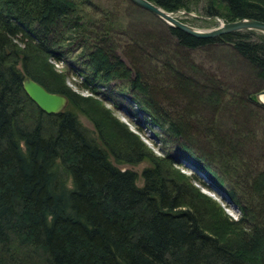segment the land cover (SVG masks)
I'll use <instances>...</instances> for the list:
<instances>
[{
	"label": "trees",
	"instance_id": "trees-1",
	"mask_svg": "<svg viewBox=\"0 0 264 264\" xmlns=\"http://www.w3.org/2000/svg\"><path fill=\"white\" fill-rule=\"evenodd\" d=\"M82 1L0 0V264H264V105L256 101L257 91H230L182 52L228 45L264 82V34L244 30L197 38L167 25L181 60L174 65L169 58L151 69L178 94L168 99L171 104L173 98L185 102L169 109L136 66L145 61L142 52L126 63L117 53L129 57L133 49L115 53L116 41L107 38L115 25L107 13L97 22L81 14ZM149 1L169 12L190 11L197 2ZM205 14L226 22H264V0H208ZM150 45L158 55L162 46ZM70 47L85 58L79 86L96 93L112 79L124 82L129 102L159 126L176 153L156 155L99 100L67 88L47 58L59 60ZM187 66L192 74L184 72ZM24 76L64 94L67 106L90 119L101 145L69 107L55 114L39 110L22 90ZM198 95L208 99L210 116L205 106L193 109ZM223 96L241 120L229 131L215 117ZM251 118L260 124L255 155L253 147L242 148L255 143ZM244 157L253 174L238 169ZM109 158L128 164L149 160L141 171L143 184L137 185L136 172ZM184 163L213 186L231 182L225 194L239 208V219L194 185L212 190L198 174L187 176L175 167ZM238 190L248 192L242 196L247 202Z\"/></svg>",
	"mask_w": 264,
	"mask_h": 264
},
{
	"label": "rangeland",
	"instance_id": "rangeland-1",
	"mask_svg": "<svg viewBox=\"0 0 264 264\" xmlns=\"http://www.w3.org/2000/svg\"><path fill=\"white\" fill-rule=\"evenodd\" d=\"M207 3L208 0H197L196 3H190L191 10L187 11L189 13H185L183 12L184 10H180L176 12V17L178 19L180 18V21L198 29H210L218 26L221 22H226L219 17H207L205 14V7ZM79 9L81 14L92 17V21L94 22H97L99 19L102 20L103 13H107L108 15H105V17L109 18V23L115 25L113 34L110 33V35L107 36V38H114V41H116V48L114 49L115 53H117V51L119 52V50L127 51L128 49H133V53L129 54V57L124 52L117 53L122 56V59H124L126 63L129 62L133 64V61L136 57L135 55H139L141 54L140 52H142L143 61H145H141V63L138 64L136 63V66L145 72L149 87L151 86L152 89L154 88L155 91H158L157 98L160 100L162 105L169 107V109H180L184 105L185 102H183L182 99H178V102H176L173 98V102L175 101V103L172 102L173 105L170 103L172 99L170 101L168 99L178 96V94H176L175 91L173 92L170 87V83L167 80L161 81V78L155 76L151 69L152 66L160 67L161 63L169 58L170 62L174 63V65H178L181 60V52L179 49H177L175 39L168 34L166 27L167 24L165 22L149 11L133 4L129 0H84L82 1V4H80ZM92 30H95V28H91V31ZM149 35L153 36V38L146 39V36L148 37ZM160 38L162 40H160ZM133 41H135L136 45L131 48ZM153 42L156 43V46H162L159 47L160 53L158 55L154 53L153 47L150 45V43ZM69 49V52L62 55L59 60L47 58V63L51 64L53 70L64 76L63 84L67 88L79 96L92 97L99 100L103 107L107 108L119 122L121 121V123H124L128 130L136 134L140 140L156 155L164 156L167 153H176L174 145L165 140L163 131L159 128V126L153 124L151 120L147 119L143 112L137 110L139 109L138 106H135L133 103L131 104L129 102L128 99H130L129 97L131 95L126 91V85L124 82L112 79L105 86L96 87V93H92L84 88H81L79 85L84 73L81 72L87 70L86 65L84 66L82 64L85 58L78 56L79 50L77 48L70 47ZM182 52H184V54L194 64L202 67L206 73H210L219 78L222 84L227 86L232 92L234 91L239 93L246 86L250 91L253 92H259L264 88V82L253 77L249 64L228 45H206L193 50L185 49L182 50ZM154 58H158V60L156 61ZM186 65L181 64L182 67ZM183 70L187 74H192V71L188 66L184 67ZM193 77L195 80L200 81V78L195 76ZM201 92L202 90H200V93ZM237 98L238 96H231V99ZM225 101L226 96H223V100H221L220 105L221 108L218 107V113L215 117L218 118L220 116L218 118L219 123L225 128L226 131H229L230 129L234 128L236 124H241V120L234 117L235 112L233 111V107L235 104L229 103L226 105V103H224ZM206 102H208V99L204 95H201V98L198 95L193 109H198L200 106H205V108H203L204 115L210 116L208 113H206L209 111ZM67 104L68 103H66V106ZM67 107H69V109L75 113L78 122L85 129L86 134L97 144L101 145L97 137L98 132L94 128L90 119L81 112L77 111L75 108L70 106ZM251 111L256 113L252 109ZM257 115L260 117L259 114ZM258 119L259 118H251L249 121V123H252V133H254L253 141L255 143L242 145V148L244 149H249V146L253 147L254 149H251L254 155L257 153V151H259L256 148L258 147L257 143H259V135H256L255 131L260 125L259 121H257ZM201 127L205 129L207 126L202 123ZM201 127L200 129H197L198 131L202 132ZM199 140L203 142V139L199 138ZM109 159L115 166L122 170L129 169L136 172V183L138 186L143 184V180L141 178L142 169L151 165L150 161L145 159L136 164L118 163L112 160V158ZM241 161V164L239 163V168L237 163H234L233 166L241 169V172L243 173L250 172L253 174L254 169L253 167H250L251 165H247V158L244 157ZM245 161L247 163H245ZM175 167H177L180 172L187 176L191 174H198V176H200L205 183L210 185L212 190H208L197 183L194 185L198 187L202 193L217 201V203L220 204L223 211L229 217L235 220L239 219V208L231 201L229 196L225 194L226 189L234 187L230 186L231 182L229 184L227 181L226 184L221 185V187L213 186L211 185L210 180L205 177L204 174L199 173L192 165L188 163H184L182 165L175 164ZM245 193L248 192L240 193L238 190V196H240L242 199H245L242 197ZM247 201L248 200L245 199L244 202Z\"/></svg>",
	"mask_w": 264,
	"mask_h": 264
},
{
	"label": "water",
	"instance_id": "water-1",
	"mask_svg": "<svg viewBox=\"0 0 264 264\" xmlns=\"http://www.w3.org/2000/svg\"><path fill=\"white\" fill-rule=\"evenodd\" d=\"M133 4L149 11L167 25L179 29L197 38H212L222 34L235 31L255 30L264 34V22L254 18H242L235 21L221 22L218 26L210 29H198L176 17V12H169L149 0H129ZM189 13L187 11H183ZM21 87L24 94L36 105V107L46 114H55L64 109L67 98L61 93L49 92L39 83L28 76L23 77ZM260 95L264 98V88L255 93V99L261 105L264 101L260 100Z\"/></svg>",
	"mask_w": 264,
	"mask_h": 264
},
{
	"label": "bare ground",
	"instance_id": "bare-ground-1",
	"mask_svg": "<svg viewBox=\"0 0 264 264\" xmlns=\"http://www.w3.org/2000/svg\"><path fill=\"white\" fill-rule=\"evenodd\" d=\"M181 14V13H180ZM180 19V18H179ZM223 36V35H222ZM64 66V65H63ZM260 97V100H263L264 101V98L262 95L259 96ZM121 122V121H120ZM137 129V128H136ZM141 130V129H140Z\"/></svg>",
	"mask_w": 264,
	"mask_h": 264
}]
</instances>
